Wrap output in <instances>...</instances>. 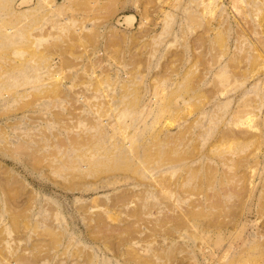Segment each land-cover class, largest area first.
<instances>
[{
	"label": "rangeland",
	"instance_id": "rangeland-1",
	"mask_svg": "<svg viewBox=\"0 0 264 264\" xmlns=\"http://www.w3.org/2000/svg\"><path fill=\"white\" fill-rule=\"evenodd\" d=\"M0 264H264V0H0Z\"/></svg>",
	"mask_w": 264,
	"mask_h": 264
},
{
	"label": "crops",
	"instance_id": "crops-1",
	"mask_svg": "<svg viewBox=\"0 0 264 264\" xmlns=\"http://www.w3.org/2000/svg\"><path fill=\"white\" fill-rule=\"evenodd\" d=\"M127 16H132V15H130V14H129V15H127ZM130 19H131V18H130ZM130 21H132V22H133V20H132V19H131Z\"/></svg>",
	"mask_w": 264,
	"mask_h": 264
}]
</instances>
